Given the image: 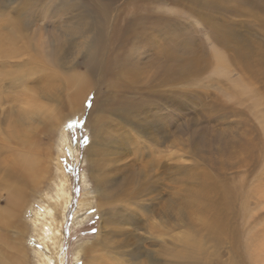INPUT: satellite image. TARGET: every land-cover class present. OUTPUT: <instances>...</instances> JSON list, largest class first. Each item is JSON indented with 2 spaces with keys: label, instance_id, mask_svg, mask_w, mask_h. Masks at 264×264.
<instances>
[{
  "label": "rangeland",
  "instance_id": "1",
  "mask_svg": "<svg viewBox=\"0 0 264 264\" xmlns=\"http://www.w3.org/2000/svg\"><path fill=\"white\" fill-rule=\"evenodd\" d=\"M0 264H264V0H0Z\"/></svg>",
  "mask_w": 264,
  "mask_h": 264
},
{
  "label": "bare ground",
  "instance_id": "2",
  "mask_svg": "<svg viewBox=\"0 0 264 264\" xmlns=\"http://www.w3.org/2000/svg\"><path fill=\"white\" fill-rule=\"evenodd\" d=\"M29 158H31V157H29ZM22 163H19V165L22 167V168H24L23 166L25 165V167H27V168H30V166H32V167H34L33 165H31V164H27V163H25V162H23V161H21ZM31 170V169H30Z\"/></svg>",
  "mask_w": 264,
  "mask_h": 264
}]
</instances>
